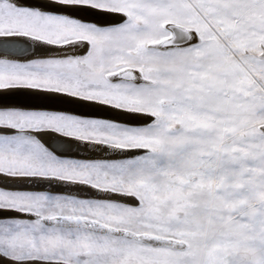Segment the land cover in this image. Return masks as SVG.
I'll return each mask as SVG.
<instances>
[{"label": "snow or ice", "instance_id": "6c2138e0", "mask_svg": "<svg viewBox=\"0 0 264 264\" xmlns=\"http://www.w3.org/2000/svg\"><path fill=\"white\" fill-rule=\"evenodd\" d=\"M0 264H264V0H0Z\"/></svg>", "mask_w": 264, "mask_h": 264}, {"label": "bare ground", "instance_id": "6f19581e", "mask_svg": "<svg viewBox=\"0 0 264 264\" xmlns=\"http://www.w3.org/2000/svg\"><path fill=\"white\" fill-rule=\"evenodd\" d=\"M19 53V52H18ZM76 155L80 156V155H87L86 153H76ZM98 158H106V157H99Z\"/></svg>", "mask_w": 264, "mask_h": 264}, {"label": "water", "instance_id": "95a60500", "mask_svg": "<svg viewBox=\"0 0 264 264\" xmlns=\"http://www.w3.org/2000/svg\"><path fill=\"white\" fill-rule=\"evenodd\" d=\"M11 51V50H10ZM16 55H19V53H18V50L16 51V53H15Z\"/></svg>", "mask_w": 264, "mask_h": 264}]
</instances>
